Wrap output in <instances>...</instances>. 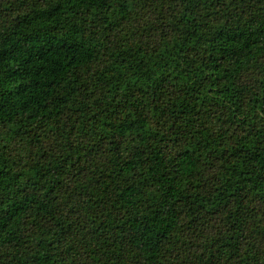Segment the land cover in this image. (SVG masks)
<instances>
[{
    "label": "trees",
    "instance_id": "1",
    "mask_svg": "<svg viewBox=\"0 0 264 264\" xmlns=\"http://www.w3.org/2000/svg\"><path fill=\"white\" fill-rule=\"evenodd\" d=\"M20 5L0 264H264V0Z\"/></svg>",
    "mask_w": 264,
    "mask_h": 264
},
{
    "label": "rangeland",
    "instance_id": "2",
    "mask_svg": "<svg viewBox=\"0 0 264 264\" xmlns=\"http://www.w3.org/2000/svg\"><path fill=\"white\" fill-rule=\"evenodd\" d=\"M10 2L13 13H16L19 8H21L20 0H8ZM4 3V0H0V4ZM3 7V6H2Z\"/></svg>",
    "mask_w": 264,
    "mask_h": 264
}]
</instances>
